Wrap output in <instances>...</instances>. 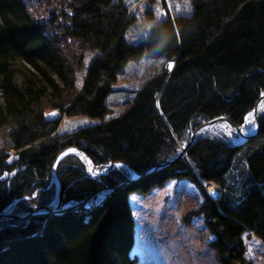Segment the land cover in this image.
<instances>
[{
  "label": "trees",
  "instance_id": "1",
  "mask_svg": "<svg viewBox=\"0 0 264 264\" xmlns=\"http://www.w3.org/2000/svg\"><path fill=\"white\" fill-rule=\"evenodd\" d=\"M130 20L125 0H0V212L15 200L12 212L49 205L52 173L58 205L73 203L129 180L130 168L142 174L165 162L213 117L244 123L264 91V0H190L187 12L167 14L137 42L124 36ZM144 53L163 54V69L104 119L119 72ZM64 115L101 120L61 132ZM259 125L242 144L222 129L207 131L92 208L0 220V264H135L127 196L175 177L201 188L192 213L203 214L221 264H256L243 239L264 244V111ZM67 148L95 165L130 168L92 177L76 153L57 160ZM207 182L219 197L203 190Z\"/></svg>",
  "mask_w": 264,
  "mask_h": 264
},
{
  "label": "rangeland",
  "instance_id": "2",
  "mask_svg": "<svg viewBox=\"0 0 264 264\" xmlns=\"http://www.w3.org/2000/svg\"><path fill=\"white\" fill-rule=\"evenodd\" d=\"M125 1L129 5L131 20L125 29L124 36L132 42H137L144 38L149 32V28L167 14L174 15L179 12H187L190 2V0ZM31 3V6L34 7V2ZM32 9L33 11L36 10L35 8ZM165 61L163 54L151 55L147 53H144L139 58L129 59L119 72L116 82L106 96L107 112L104 119L120 114L145 82L161 72L166 63ZM167 65L168 63L166 67ZM55 113V110L47 111V116L54 117ZM100 120V118L86 115L62 116L60 131H71L86 125L96 124ZM254 124L251 110L247 113L244 123L239 128L245 133H250L254 129ZM217 129L225 131L234 142L243 140L242 137L224 123L216 124L207 131ZM5 140L4 132L0 129V147L5 143ZM2 141L4 143H1ZM65 151L79 155L83 159L87 173L90 176L98 177L102 173H106V170L108 172L113 170V168L128 167L122 163L113 162L95 165L86 159L82 153L72 148ZM57 181L56 176L52 173L49 185H53L55 194L49 205H54L57 202ZM159 186L150 189L147 193L135 191L130 192L127 196L128 204L134 217L133 243L128 254L135 259V264H221L220 258L212 246L214 235L207 226L203 214L201 212L192 213L193 210L196 211L203 203L201 188L186 178L176 177L167 179ZM202 187L207 191L204 185ZM101 192L103 195L101 197L94 196L92 203L105 198L107 191L103 190ZM207 194L210 195L208 192ZM212 198L214 199V197ZM24 199H28V197H24ZM16 202L15 200L8 205L3 214L26 213V211L12 212V205ZM60 206L62 205H58V203L55 205V207ZM35 207H38V205L31 209ZM159 207L160 209H158ZM3 218L17 219L11 217ZM3 218L2 220H4ZM250 236L244 235L245 253L256 264H264V244L253 235Z\"/></svg>",
  "mask_w": 264,
  "mask_h": 264
},
{
  "label": "water",
  "instance_id": "3",
  "mask_svg": "<svg viewBox=\"0 0 264 264\" xmlns=\"http://www.w3.org/2000/svg\"><path fill=\"white\" fill-rule=\"evenodd\" d=\"M173 64V62H172ZM264 100V91L261 92L252 108V111L254 112V115H253V118H254V123H255V126H254V129L252 132L250 133H245L243 132L237 125H235L227 116L225 115H220V116H217V117H213L207 121H205L204 123L200 124L198 127L195 128V130L191 133L188 141L185 143V145L178 149L177 152L172 156V158H176V157H179L181 156L183 153H185L187 151V149L189 148V146L200 136L202 135L203 133H205L210 127L216 125V124H226L231 130L235 131V133L237 135H239L240 137H242V141L240 142L241 144L242 143H245L247 140L249 139H253L255 137H257L258 133H259V128H260V125H259V113H255L259 103ZM172 158L166 160L165 162L159 164V165H156L154 167H152L151 169H148L146 171H144L142 174H138L136 173L132 168H130L128 165V167L131 169L132 171V177L127 180V181H122L118 184H115V185H112V186H104L98 190H96L95 192L91 193L89 196H87L86 198L84 199H81V200H78V201H75L74 203L72 204H68V205H62L60 207H55L56 204L54 205H43V206H38V207H35L34 209H31V210H28L26 211V213L24 214H10V215H5L3 213L0 212V220L3 218V217H11V218H24V217H27L31 214H34V213H37V212H48V213H53L54 215L56 214H60V213H63V212H66V211H71V210H74V209H77L79 207H86V208H92L98 204H100L102 202L101 201H95L92 203V199L94 196H96L99 192L103 191V190H106L107 191V195L105 196V198L112 193V191L114 189H116L117 187H120L122 185H125L129 182H132L134 180H136L137 178H139L140 176L142 175H145L146 173H148L150 170L152 169H157L159 167H162L164 165H167L169 164L172 160ZM91 202V203H89Z\"/></svg>",
  "mask_w": 264,
  "mask_h": 264
},
{
  "label": "bare ground",
  "instance_id": "4",
  "mask_svg": "<svg viewBox=\"0 0 264 264\" xmlns=\"http://www.w3.org/2000/svg\"><path fill=\"white\" fill-rule=\"evenodd\" d=\"M264 110V100H262L260 103H259V105H258V107H257V109H256V111H255V113H261L262 111ZM246 114V113H245ZM253 115H254V112H253ZM65 116V115H64ZM59 126H60V124H59ZM242 130V129H241ZM251 132V131H250ZM235 134V133H234ZM232 135V134H231ZM187 142V141H186ZM185 142V143H186ZM1 143H4L3 141L1 142ZM185 143H184V145H185ZM183 145V146H184ZM182 146V147H183ZM181 147V148H182ZM69 148H67V149H63L61 152H60V154H58V157H57V160H59L60 158H62V157H64L66 154H67V152L65 151V150H68ZM177 152V151H176ZM183 154H185V153H183ZM182 154V155H183ZM173 156V155H172ZM172 156L170 157V158H172ZM169 158V159H170ZM177 158V157H176ZM173 159H175V158H172L171 160H173ZM113 163H115V162H113ZM94 164V163H93ZM165 166V165H164ZM116 169V168H115ZM113 170H114V168H113ZM131 170V169H130ZM106 172H107V170H106ZM109 172V171H108ZM131 173H132V171H131ZM108 174V173H107ZM106 175V174H105ZM178 178V177H177ZM187 179V178H186ZM188 180H189V178H188ZM200 181V180H199ZM58 182V181H57ZM192 182V181H191ZM206 182V181H205ZM200 184V183H199ZM160 185V184H159ZM160 187V186H159ZM205 187H206V190H207V192L212 196V197H217L218 196V188H217V186L215 185V184H213V183H206L205 184ZM204 190V189H203ZM56 191V190H55ZM59 191V190H58ZM103 194H102V192H99L98 194H97V196L98 197H101ZM204 197V196H203ZM219 197V196H218ZM23 199V198H22ZM158 201V200H157ZM12 203V202H11ZM158 205V204H157ZM8 206V205H7ZM10 208V207H9ZM158 209H160V207L158 208ZM157 209V210H158ZM196 209V208H195ZM6 210V209H5ZM194 211V210H193ZM4 212V210L1 212V213H3ZM10 212V211H9ZM6 213V212H5ZM48 213V212H47ZM10 215V214H9ZM184 216V215H183ZM182 216V217H183ZM186 216V215H185ZM4 219V218H3ZM2 220V219H1ZM177 221H179V220H177ZM187 221V220H186ZM184 222V221H183ZM188 222V221H187ZM185 223V222H184ZM194 241V240H193Z\"/></svg>",
  "mask_w": 264,
  "mask_h": 264
},
{
  "label": "snow or ice",
  "instance_id": "5",
  "mask_svg": "<svg viewBox=\"0 0 264 264\" xmlns=\"http://www.w3.org/2000/svg\"><path fill=\"white\" fill-rule=\"evenodd\" d=\"M167 67H168V70L171 71L172 70V67H173V64L171 62H169L168 65H167ZM90 171H91V169H90Z\"/></svg>",
  "mask_w": 264,
  "mask_h": 264
},
{
  "label": "built area",
  "instance_id": "6",
  "mask_svg": "<svg viewBox=\"0 0 264 264\" xmlns=\"http://www.w3.org/2000/svg\"><path fill=\"white\" fill-rule=\"evenodd\" d=\"M108 163H111V162H108ZM107 164V163H106Z\"/></svg>",
  "mask_w": 264,
  "mask_h": 264
},
{
  "label": "crops",
  "instance_id": "7",
  "mask_svg": "<svg viewBox=\"0 0 264 264\" xmlns=\"http://www.w3.org/2000/svg\"><path fill=\"white\" fill-rule=\"evenodd\" d=\"M219 191V190H218Z\"/></svg>",
  "mask_w": 264,
  "mask_h": 264
}]
</instances>
